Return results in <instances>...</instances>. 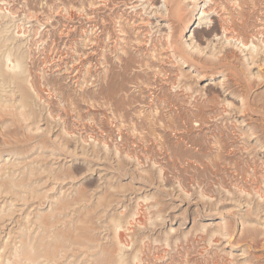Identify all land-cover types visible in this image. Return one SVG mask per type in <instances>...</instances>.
Returning <instances> with one entry per match:
<instances>
[{"label":"rangeland","instance_id":"rangeland-1","mask_svg":"<svg viewBox=\"0 0 264 264\" xmlns=\"http://www.w3.org/2000/svg\"><path fill=\"white\" fill-rule=\"evenodd\" d=\"M169 1L210 68L164 0H0V264H264V0Z\"/></svg>","mask_w":264,"mask_h":264},{"label":"bare ground","instance_id":"bare-ground-1","mask_svg":"<svg viewBox=\"0 0 264 264\" xmlns=\"http://www.w3.org/2000/svg\"><path fill=\"white\" fill-rule=\"evenodd\" d=\"M164 2L166 3V6H167V11L166 12V17L170 18L171 16L173 17H179L180 20V34L177 35L176 32L174 31L173 28H171L170 26V32L168 33L169 35V39H170V42L172 43V51H175V53L178 55V57L185 61V64L187 67H189L191 64L189 63V61H192L194 63H196V65L200 66L202 68V70H205L207 68H210L211 66L209 65V61H204L202 58L204 57H201L204 55V48H202V43L204 41H206L205 39L208 40V43H210V36L211 35H215V37H218L219 36V33H218V30L215 26H212L211 27V23L213 22L212 21V17H210V15L207 14V10H205V7L204 5L202 7H200V11H201V14L200 16L198 17V25L197 27H195L193 30H192V33L190 34L188 40L186 42H184V36H185V33L186 31H190V23L192 22V17H193V14H192V17L191 18H188V19H183L182 17V4L181 2H177V6L174 8L173 11H170V7L168 9V3L170 4V1L169 0H164ZM206 3V2H205ZM198 5V4H196ZM184 15V14H183ZM176 17V18H177ZM217 39V38H216ZM219 39V38H218ZM221 39V38H220ZM216 41V40H215ZM211 44V43H210ZM213 44V43H212ZM213 46V45H212ZM230 53H231V50H225L224 53L222 55H219L217 56V53L213 51V53H211L208 58H210V60L213 62L215 61V59H219L220 60V65H218L221 69L225 68L227 66V60L229 59L230 57ZM219 54V53H218ZM207 60V58H204ZM213 67L215 66L214 64H211ZM10 67V66H9ZM223 72V71H222ZM17 73H11V77L12 78H16L17 79ZM185 74H186V71L184 69H180L179 70V73H177V75H179L180 79L184 77V79L186 78L185 77ZM203 78H205L203 76ZM11 80V79H10ZM11 83V82H10ZM16 83V82H15ZM20 83V82H19ZM188 86V85H187ZM191 88V87H189ZM199 92V91H197ZM211 92V90H210ZM209 94V93H208ZM244 98V97H243ZM242 98V104H243V99ZM230 105H232V103H230ZM9 147V146H8ZM11 147V146H10ZM9 184L8 181H0V197H3V198H7V195L12 192V186L11 185H7ZM16 189V188H15ZM9 196V195H8ZM29 200V199H28ZM241 206V205H240ZM8 219V218H7ZM223 230V229H222ZM221 230V231H222ZM224 231V230H223ZM227 235H232L231 233H226ZM225 234V235H226ZM122 236V234H119L118 237L120 238ZM232 237V236H231ZM219 241V240H218ZM80 244V243H79ZM87 245V244H86ZM94 246V245H93ZM95 247V246H94ZM41 248V247H40ZM93 247H89V251H91ZM26 249V248H25ZM22 250V249H21ZM19 248L17 247L16 248V251H15V256L17 258H20L21 257V253ZM96 250V248H95ZM36 251V250H35ZM24 252V250H23ZM92 252V251H91ZM43 253V252H42ZM32 254V251L30 252V255ZM36 254V252H35ZM37 255V254H36ZM93 255V253H92ZM95 255V254H94ZM25 256V255H24ZM43 256L42 255H39L38 254V257L35 258L36 260L34 261H31L30 257L26 256L25 259H22L23 261H30L31 263H36L38 264V259L42 258ZM20 260V259H19ZM21 260V262H22ZM20 263V262H19ZM92 264H108V261L105 257H100V258H96L95 261L93 260Z\"/></svg>","mask_w":264,"mask_h":264}]
</instances>
